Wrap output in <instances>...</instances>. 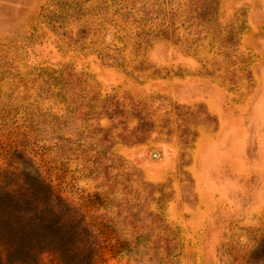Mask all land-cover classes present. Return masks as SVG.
Here are the masks:
<instances>
[{
  "label": "rangeland",
  "instance_id": "obj_1",
  "mask_svg": "<svg viewBox=\"0 0 264 264\" xmlns=\"http://www.w3.org/2000/svg\"><path fill=\"white\" fill-rule=\"evenodd\" d=\"M0 264H264V0H0Z\"/></svg>",
  "mask_w": 264,
  "mask_h": 264
}]
</instances>
